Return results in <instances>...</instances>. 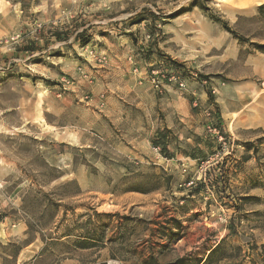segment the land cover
<instances>
[{
  "label": "rangeland",
  "instance_id": "374dc122",
  "mask_svg": "<svg viewBox=\"0 0 264 264\" xmlns=\"http://www.w3.org/2000/svg\"><path fill=\"white\" fill-rule=\"evenodd\" d=\"M261 5L0 0V264H264Z\"/></svg>",
  "mask_w": 264,
  "mask_h": 264
},
{
  "label": "trees",
  "instance_id": "16d2710c",
  "mask_svg": "<svg viewBox=\"0 0 264 264\" xmlns=\"http://www.w3.org/2000/svg\"><path fill=\"white\" fill-rule=\"evenodd\" d=\"M259 9L261 11L264 10V5H261ZM241 39L247 41V39H245L244 37H242ZM210 96L212 97V95ZM159 145L161 146V152L165 156H169L167 145L158 142V146ZM187 156H192L193 158H196L194 153L188 154ZM175 223H176V228L178 230H181L182 228L181 222L175 220ZM229 228H230V234L223 237L220 241L216 242L214 245L208 248L201 256H199L198 254L195 255L187 254L182 257H178L173 261L161 262L159 258L156 256V254L151 253L146 264H257V262L250 257V254L247 253L243 245L230 242V236L232 234H236V231L232 222L230 223ZM166 230H167L166 227H163L161 229L162 235L167 236ZM172 234L175 235V233L173 232ZM170 236L172 235H169V237ZM160 238L164 239V236H161ZM162 247H166V245L162 244Z\"/></svg>",
  "mask_w": 264,
  "mask_h": 264
},
{
  "label": "built area",
  "instance_id": "2783aa9c",
  "mask_svg": "<svg viewBox=\"0 0 264 264\" xmlns=\"http://www.w3.org/2000/svg\"><path fill=\"white\" fill-rule=\"evenodd\" d=\"M153 72L156 73V74H158L159 71L157 70V71H153ZM152 82L155 84V86L157 88H159L160 85H162V83H163L162 82V79L159 76H154ZM179 85L181 87H183L185 85V83L183 81H179Z\"/></svg>",
  "mask_w": 264,
  "mask_h": 264
}]
</instances>
